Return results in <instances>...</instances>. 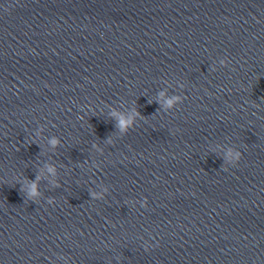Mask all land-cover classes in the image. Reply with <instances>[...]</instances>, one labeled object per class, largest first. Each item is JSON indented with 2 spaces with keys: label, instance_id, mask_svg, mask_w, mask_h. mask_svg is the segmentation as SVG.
<instances>
[{
  "label": "clouds",
  "instance_id": "1",
  "mask_svg": "<svg viewBox=\"0 0 264 264\" xmlns=\"http://www.w3.org/2000/svg\"><path fill=\"white\" fill-rule=\"evenodd\" d=\"M168 103L171 104L172 101L170 100ZM131 123H132V121L130 119L128 121H125L124 119H121L120 122H119V127L121 128V130H125V124L130 125ZM51 143L53 145H55L57 143V141L55 139H53L51 141ZM49 171H53V169L50 168ZM35 194H36V186H35V184H33L32 185V195H35Z\"/></svg>",
  "mask_w": 264,
  "mask_h": 264
}]
</instances>
